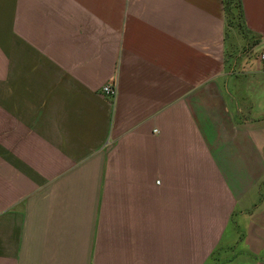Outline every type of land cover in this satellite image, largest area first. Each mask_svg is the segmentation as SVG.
Masks as SVG:
<instances>
[{
	"label": "crops",
	"instance_id": "0c3cea01",
	"mask_svg": "<svg viewBox=\"0 0 264 264\" xmlns=\"http://www.w3.org/2000/svg\"><path fill=\"white\" fill-rule=\"evenodd\" d=\"M226 1L0 0V264H264V0L239 49Z\"/></svg>",
	"mask_w": 264,
	"mask_h": 264
},
{
	"label": "rangeland",
	"instance_id": "374dc122",
	"mask_svg": "<svg viewBox=\"0 0 264 264\" xmlns=\"http://www.w3.org/2000/svg\"><path fill=\"white\" fill-rule=\"evenodd\" d=\"M230 18L225 14V24H226V35L230 39L232 46H235V49H239L242 44H245L244 40L246 39L245 27L238 23H231ZM252 55H256L253 54Z\"/></svg>",
	"mask_w": 264,
	"mask_h": 264
},
{
	"label": "trees",
	"instance_id": "16d2710c",
	"mask_svg": "<svg viewBox=\"0 0 264 264\" xmlns=\"http://www.w3.org/2000/svg\"><path fill=\"white\" fill-rule=\"evenodd\" d=\"M225 14L231 23L238 22L244 26V16L240 0H227L225 2Z\"/></svg>",
	"mask_w": 264,
	"mask_h": 264
},
{
	"label": "built area",
	"instance_id": "2783aa9c",
	"mask_svg": "<svg viewBox=\"0 0 264 264\" xmlns=\"http://www.w3.org/2000/svg\"><path fill=\"white\" fill-rule=\"evenodd\" d=\"M258 59H259V61L264 63V49H262L258 53ZM101 91H102L103 95H105V96L113 97L116 94L115 89L110 84L103 86Z\"/></svg>",
	"mask_w": 264,
	"mask_h": 264
}]
</instances>
